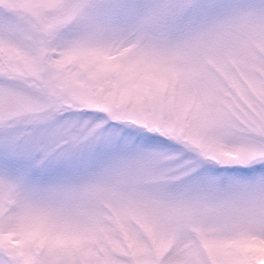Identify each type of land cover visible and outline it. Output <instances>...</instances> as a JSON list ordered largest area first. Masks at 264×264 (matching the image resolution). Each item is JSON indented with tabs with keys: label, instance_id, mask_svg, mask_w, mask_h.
Segmentation results:
<instances>
[{
	"label": "snow or ice",
	"instance_id": "1",
	"mask_svg": "<svg viewBox=\"0 0 264 264\" xmlns=\"http://www.w3.org/2000/svg\"><path fill=\"white\" fill-rule=\"evenodd\" d=\"M0 264H264V0H0Z\"/></svg>",
	"mask_w": 264,
	"mask_h": 264
}]
</instances>
